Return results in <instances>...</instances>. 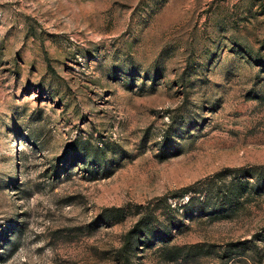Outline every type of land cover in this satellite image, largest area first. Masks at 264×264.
<instances>
[{
  "label": "rangeland",
  "instance_id": "rangeland-1",
  "mask_svg": "<svg viewBox=\"0 0 264 264\" xmlns=\"http://www.w3.org/2000/svg\"><path fill=\"white\" fill-rule=\"evenodd\" d=\"M263 255L264 0H0V264Z\"/></svg>",
  "mask_w": 264,
  "mask_h": 264
},
{
  "label": "trees",
  "instance_id": "trees-1",
  "mask_svg": "<svg viewBox=\"0 0 264 264\" xmlns=\"http://www.w3.org/2000/svg\"><path fill=\"white\" fill-rule=\"evenodd\" d=\"M223 173H219L218 175H222ZM183 195V194H182ZM183 197V196H181ZM192 200V197L189 198V201ZM139 225H137L136 227L138 228ZM239 248H237V253H239L240 255H244V253H246L245 247L242 246L239 250ZM257 264V263H256ZM258 264H264V255L261 258V260L258 262Z\"/></svg>",
  "mask_w": 264,
  "mask_h": 264
}]
</instances>
